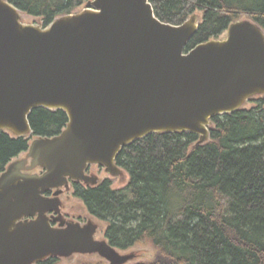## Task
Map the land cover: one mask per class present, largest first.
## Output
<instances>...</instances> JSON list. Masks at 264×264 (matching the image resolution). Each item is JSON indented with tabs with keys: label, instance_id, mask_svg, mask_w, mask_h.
<instances>
[{
	"label": "water",
	"instance_id": "95a60500",
	"mask_svg": "<svg viewBox=\"0 0 264 264\" xmlns=\"http://www.w3.org/2000/svg\"><path fill=\"white\" fill-rule=\"evenodd\" d=\"M22 13L0 0V132L31 137L39 107L63 110L69 122L60 135L33 140L27 158L0 176V264L74 254L124 264L128 256L97 240L94 224L48 216L61 215V188L98 185L86 174L92 164L119 176L121 150L154 133L191 132L206 143L213 117L264 95V30L238 20L225 39L186 52L199 14L167 24L149 0H89L47 27L23 23ZM38 167L42 174L28 173Z\"/></svg>",
	"mask_w": 264,
	"mask_h": 264
},
{
	"label": "trees",
	"instance_id": "16d2710c",
	"mask_svg": "<svg viewBox=\"0 0 264 264\" xmlns=\"http://www.w3.org/2000/svg\"><path fill=\"white\" fill-rule=\"evenodd\" d=\"M8 1L47 27L89 0ZM149 1L167 24L182 25L202 13L186 52L220 39L242 16L264 30V0ZM256 104L213 117L203 144L195 133L168 132L124 147L116 164L129 176L126 186L115 189L110 179L87 187L75 182L74 196L107 224L105 238L114 248L153 244L155 260L139 264H264V96ZM29 120V138L0 132V176L28 151L33 137L58 136L69 122L65 111L43 107Z\"/></svg>",
	"mask_w": 264,
	"mask_h": 264
},
{
	"label": "rangeland",
	"instance_id": "374dc122",
	"mask_svg": "<svg viewBox=\"0 0 264 264\" xmlns=\"http://www.w3.org/2000/svg\"><path fill=\"white\" fill-rule=\"evenodd\" d=\"M86 2L82 7H80L77 12L82 11L87 6ZM200 17H202V13H197ZM250 19L246 16H242L240 20H246ZM22 22L25 24H34L37 26H42L43 22L41 18H36L33 16H29L25 13H22ZM227 36V32H225L223 35H221L220 39H225ZM264 95L255 96L252 99H250L243 107V109H251L254 108L257 104L256 101L260 98H262ZM37 137H33L31 140H35ZM31 141V142H32ZM28 153L21 154L18 158L14 159V161L24 160L27 158ZM88 171V170H87ZM43 169L40 167L29 171L28 173L31 174H42ZM87 175L97 178L98 184L103 182L106 179H110L113 183V188L119 189L123 188L128 184L129 176L128 174L122 170L121 174L119 176H112L109 172L106 171L105 166H102L100 164H92L89 166V171L86 172ZM74 181L70 180L69 186H63L61 190L63 193L58 196V200L60 201L61 206V215L56 213L48 214V216L51 218V216L54 217H61L63 222L66 223H79L82 226L88 225V224H94L97 227V233H96V239L97 240H105V231L107 224L104 222L96 219L93 217L84 206L83 202L76 198L74 196V188H73ZM85 186H88L82 183ZM55 191V190H54ZM56 226L60 224V222L54 223ZM119 254L122 256H128V260L124 264H139V263H145V262H152L155 260L157 256V250L153 246L151 242H146L142 244H137L134 247L126 250L121 251L118 250ZM59 262L57 264H82V263H88V262H103L105 264H110L108 261L104 260L100 255L98 254H74L68 257H60L58 258ZM41 263V262H40ZM39 264V263H36Z\"/></svg>",
	"mask_w": 264,
	"mask_h": 264
},
{
	"label": "flooded vegetation",
	"instance_id": "af4514ba",
	"mask_svg": "<svg viewBox=\"0 0 264 264\" xmlns=\"http://www.w3.org/2000/svg\"><path fill=\"white\" fill-rule=\"evenodd\" d=\"M87 170L89 171V167L87 168ZM86 170V172H88ZM75 183V182H74ZM74 183H73V186H74ZM79 183V182H78ZM82 184V183H81ZM85 186V185H84ZM87 187V186H86ZM54 190H52V191H48L45 195L47 196V197H49V198H52V197H54ZM60 208H61V206H60ZM51 215V214H50Z\"/></svg>",
	"mask_w": 264,
	"mask_h": 264
}]
</instances>
